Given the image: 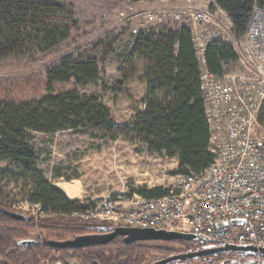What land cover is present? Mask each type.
Listing matches in <instances>:
<instances>
[{"label":"trees","instance_id":"16d2710c","mask_svg":"<svg viewBox=\"0 0 264 264\" xmlns=\"http://www.w3.org/2000/svg\"><path fill=\"white\" fill-rule=\"evenodd\" d=\"M142 1L183 0H133ZM213 1L210 8L226 15L239 39L247 34L254 8H264V0ZM107 3L108 7L119 4L117 0ZM83 14L69 0H0V72L12 74V70L27 71L43 64L41 71L0 80V162H10L14 170L2 175L21 180L28 191L23 199L41 206L47 216L37 220L21 213L26 221L11 219L4 211H14L0 196V264H42L57 254L66 264H161L176 255L224 248L196 240L125 244L121 236L108 245L84 249L59 250L49 245L50 241H69L114 229L104 222L71 217L90 203L69 200L46 178L39 168L41 155L34 144L35 134L73 131L99 138L106 145L120 140L141 144L151 153L176 158V175L181 176L199 173L213 162L201 65L191 31L180 27L140 32L125 53L118 55L113 33L91 40L96 21ZM113 58L117 76L110 91L118 95L130 82L146 88L144 110L123 126L116 123L103 97L84 92L102 80ZM237 60V52L225 42H212L206 48L205 68L214 75H221ZM259 122L264 125V102ZM53 175L54 179L63 178L57 169ZM136 192L159 198L167 190L142 187ZM31 233L37 237L31 238ZM27 241L39 244L20 246ZM21 248L24 253L18 252ZM245 254L222 250L167 264H237L231 260ZM152 255L160 259L148 263Z\"/></svg>","mask_w":264,"mask_h":264},{"label":"built area","instance_id":"2783aa9c","mask_svg":"<svg viewBox=\"0 0 264 264\" xmlns=\"http://www.w3.org/2000/svg\"><path fill=\"white\" fill-rule=\"evenodd\" d=\"M180 16L186 22L182 27L192 33L201 65V91L213 162L199 173L181 176L162 197L140 195L126 181L119 196L104 197L71 217L104 222L113 229L123 226L166 230L193 234L203 242L261 250L264 125L259 116L264 102V8H254L237 62L225 67L219 76L206 70L205 52L212 42L226 41L227 27L210 11L187 7ZM147 18L148 22L161 21L152 15ZM227 44L234 48L233 43ZM17 209H32L34 214L44 215L41 206L27 199ZM44 264L64 263L57 260Z\"/></svg>","mask_w":264,"mask_h":264},{"label":"rangeland","instance_id":"374dc122","mask_svg":"<svg viewBox=\"0 0 264 264\" xmlns=\"http://www.w3.org/2000/svg\"><path fill=\"white\" fill-rule=\"evenodd\" d=\"M69 1L73 3L76 11L83 12L85 17L96 21L92 29L94 34L91 40L102 37L108 32L113 33V36L117 38L116 51L118 55L125 53L126 48L132 43L133 36L140 32L155 31L161 28L176 29L182 27L183 24L185 25L186 22L180 18V15L187 7L213 13L216 19L227 27L224 40L234 44L237 54L245 40V38L236 37L232 30V24L226 15L221 11L212 10L207 0H196L188 3L117 0L119 4L111 5V7L106 6L109 0ZM148 15L155 18L159 17L161 21L154 19L148 22L146 20ZM168 15L171 16L167 17ZM67 45L69 46V44ZM42 68L43 64H40L27 71L12 70L14 72L12 74L0 72V80L27 76L32 72L41 71ZM116 76V59L113 58L110 65L106 67L102 80L87 87L84 92L103 97L116 123L123 126L144 109L142 104L146 90L143 85L130 82L122 93L115 95L109 89ZM34 144L41 155L39 168L46 178L52 184H57V188L62 184L72 186V197L77 194L76 188L81 187L83 189L82 195L86 197L81 201H89L90 205L99 203L109 195L119 196L123 189V183L126 181L130 182L134 191L142 187L168 190L175 187L181 177V175H176L177 159L151 153L144 145L131 144L124 140L106 145L103 140L91 135L68 131L56 135L35 134ZM56 169L63 178L54 179L53 174ZM6 170H11L14 173L10 162H0V196H2L7 207L14 211L13 213L31 215L37 220L46 218V215L34 214L32 209L18 211V205L25 200L23 198L28 194V191H25V185L21 180L12 178L11 175H2ZM67 179H70V182H67ZM94 196L99 198L93 200ZM30 237L35 239L37 234L31 233ZM196 241L202 242L200 239ZM262 250L259 255L251 258L241 256L230 260L237 264L242 261L264 264V247ZM18 252L24 253L25 250L21 248ZM159 259V255H152L147 261L152 263ZM57 260H61V255H54L46 261ZM61 261L66 264L63 260ZM192 264L202 263L194 262Z\"/></svg>","mask_w":264,"mask_h":264},{"label":"water","instance_id":"95a60500","mask_svg":"<svg viewBox=\"0 0 264 264\" xmlns=\"http://www.w3.org/2000/svg\"><path fill=\"white\" fill-rule=\"evenodd\" d=\"M4 213L14 219L16 221H26V216L13 213L9 211H4ZM102 233L96 235H87L82 237H76L73 240L69 241H50L49 245L53 248L59 250H67V249H84L90 248L95 246H105L114 241L117 237H123V242L125 244H131L135 242H151V241H163V242H172V241H195L198 238L193 234H184L179 232L173 231H166V230H157L151 228H135V227H117L111 232H105L104 229L101 230ZM39 244L35 241H27L20 243L21 247L28 248ZM226 250V251H239L246 254L252 255H259L263 250H259L256 247H236V246H225L222 249H209L205 251L195 252V253H186L181 255H176L171 257L163 263H169L171 261H186L191 260L194 258H199L202 256H208L213 253H217L219 251Z\"/></svg>","mask_w":264,"mask_h":264},{"label":"crops","instance_id":"0c3cea01","mask_svg":"<svg viewBox=\"0 0 264 264\" xmlns=\"http://www.w3.org/2000/svg\"><path fill=\"white\" fill-rule=\"evenodd\" d=\"M194 1H196V0H183V1H174V2H179V3H188V2H194ZM208 1V3L210 4V5H213L214 4V1L213 0H207ZM162 2H164V1H162ZM217 11H220V10H217ZM222 12V11H221ZM145 90H146V88H145ZM145 97V96H144ZM144 99V98H143ZM142 107L144 108V105L142 104ZM144 110V109H143ZM142 110V111H143ZM174 159H176V158H174ZM56 187H57V184H54ZM58 188H62L61 190L66 194V196L69 198V200H71V201H73V200H79V201H81V200H84L86 197H84L82 194H83V189L81 188V187H78V188H76V192H77V194H76V196H74V197H72L73 195V191H72V189H73V187L72 186H70V185H64V184H62V186H59ZM94 192V191H93ZM99 197H93L92 199L93 200H96V199H98Z\"/></svg>","mask_w":264,"mask_h":264},{"label":"flooded vegetation","instance_id":"af4514ba","mask_svg":"<svg viewBox=\"0 0 264 264\" xmlns=\"http://www.w3.org/2000/svg\"><path fill=\"white\" fill-rule=\"evenodd\" d=\"M244 256H245V257H248V258H251V257H253V256H255V255H252V254H245Z\"/></svg>","mask_w":264,"mask_h":264}]
</instances>
